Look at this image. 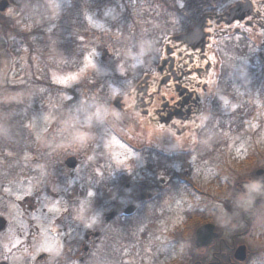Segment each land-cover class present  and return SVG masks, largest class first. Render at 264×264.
Returning a JSON list of instances; mask_svg holds the SVG:
<instances>
[{
	"label": "flooded vegetation",
	"instance_id": "af4514ba",
	"mask_svg": "<svg viewBox=\"0 0 264 264\" xmlns=\"http://www.w3.org/2000/svg\"><path fill=\"white\" fill-rule=\"evenodd\" d=\"M220 1L224 0H216ZM217 3L207 0L206 10L188 9L179 19L181 28L167 33L165 40L160 38L153 65L133 82L117 80L123 88L114 96L120 99L113 106L116 112L122 119L130 116L140 120L147 131H156L161 139L160 147L136 148L143 152L146 174L133 177L131 172L116 173L112 157L103 152L99 140L109 132L128 142L122 130L113 128L124 123L119 124L111 115L89 121L100 133L81 159L76 154H53L50 146L34 149L29 123L35 96L17 106L18 115L11 117L15 137L6 140V146L12 145L13 160H0V186L14 189L0 191V264H137L132 254L141 242L132 241V231L144 228L141 236H145L153 230L162 219L158 216L163 214L166 200L174 198L179 184L185 186L183 193L187 188L200 192L190 175L192 160L206 164L212 149L222 148L233 151L231 156L243 150L255 153L247 159L227 156L224 161L223 175L228 168L231 174H240L231 183L226 177L220 188L225 197L218 221L208 216L205 178L206 201L191 215L204 218L198 226L212 223L216 237L197 247L196 228L188 240L179 239L178 228L176 233L173 229L166 234L170 256L162 261L164 256L159 254L150 258L157 263L144 258L138 264H250L253 257L254 264H264V256H254L250 246L251 220L264 203V115L259 111L260 103L264 104V0ZM237 3L242 4L241 10L236 16H227ZM198 22L202 24L195 34L180 38ZM59 34L64 39L65 34ZM64 46L61 41L50 52L48 69L66 66V60L59 61L67 58L61 57ZM29 78L18 85L19 90H34ZM89 84L90 91L99 87L94 80ZM45 91L46 99H51L49 87ZM228 102L238 105L231 109ZM204 105L207 115H201ZM221 136L230 140L234 136L237 142L223 144ZM1 143L3 139L2 152ZM25 151L32 152L33 158L21 159ZM41 196L60 209L41 213ZM117 208L118 212L107 218ZM142 213L148 214L145 219L140 218ZM83 219L89 224L86 228L82 227ZM50 242L56 243L50 251L35 252L38 245L49 247ZM157 243L153 242L151 253L162 247Z\"/></svg>",
	"mask_w": 264,
	"mask_h": 264
},
{
	"label": "rangeland",
	"instance_id": "374dc122",
	"mask_svg": "<svg viewBox=\"0 0 264 264\" xmlns=\"http://www.w3.org/2000/svg\"><path fill=\"white\" fill-rule=\"evenodd\" d=\"M129 1L9 0L10 4L3 14L6 16H4L5 18L11 19L14 30L9 29L6 35L0 34V139H3L4 143H1V147L4 150L1 152L0 149V160L7 158V160H13L12 145L6 146L8 144L6 140H14L16 133L11 117L18 115V105L26 104L29 98H31V101L34 100L35 96L34 85V90L27 93L19 90L18 85L25 81L26 78H29L31 74L33 75V71L37 69L35 64H39L38 52H42L47 61L50 52L54 51L57 44L61 41L68 44L70 40L75 44V52L72 54H68L67 51L62 52L61 57L67 58L59 59L60 64L64 60L68 64L64 62L66 65L64 67L62 65H52L46 73L42 72L44 79L50 82L51 89L49 87V90L54 94L51 95V99L34 101L35 108L30 113L32 119L29 123L30 131L34 134V149L42 150L50 146L53 154H76L81 156V159H84L89 146L94 143L97 134L100 133L93 128L89 121L92 122L94 117L97 118L96 121H100L104 115L105 117L106 115H111L112 119H115L119 124L124 123V125H115L113 128L117 131L119 129L122 130L128 142H122L119 138L122 136H115L109 132L105 136H101V140H99V144L103 145V152L108 157H112L116 173L131 172L130 174L133 177L146 174L143 164V152L136 150V148L140 147V145H148V148L162 146L159 134L153 130L147 131L143 124L140 123V120H135L130 116H124L122 119L119 116L120 114L114 109L112 101L116 93L123 88L122 83L117 82L119 78L121 80L123 78L131 79L133 82V80L141 76L143 71H147L153 65L152 63L156 61L155 51L158 49L160 38L165 40L167 33L174 32L179 27L181 28L179 19L182 14H173L161 2L155 1L150 5L151 9L147 13L151 14L155 11L156 15H167L166 19L162 20L161 24L152 21L150 26L147 24L149 27L142 22L138 27V33L135 34L132 29H129L128 20L134 14L141 15L140 12L143 9L140 6L141 1ZM208 1L214 2V0ZM233 1L224 0L220 1L219 4L223 6ZM134 3H136L135 6H133ZM215 3H217L216 0ZM172 4L178 8H183L187 5L186 1L183 0H174ZM196 4H190V8L200 11L207 9V0H204L200 5ZM125 5L129 9L126 10ZM145 9H148L147 6ZM38 13H42V15L37 19L36 14ZM69 17H71V24L68 28L64 23ZM40 18L43 19V23ZM140 20L142 21V19ZM145 20L148 19L145 18ZM165 23L171 25L169 30L167 29L168 32H163V24ZM37 24L40 26L37 29L45 30V35L35 36L34 30L36 27L34 25ZM63 31L65 37L61 40L59 33ZM25 35L27 40L21 39ZM156 36L159 39H156ZM72 37L74 38L72 39ZM45 40H48V42H45L42 47H36L38 42H44ZM60 47L63 48L62 45ZM103 48L107 50L108 56L103 53ZM69 56L71 57L69 58ZM74 56L76 61L73 62L71 58ZM98 78H103L104 84L101 88L90 91V81H96ZM99 83L101 82L99 81ZM13 86L18 87L13 88ZM43 92L46 93V91ZM68 100L71 103L65 106V102ZM237 105L238 103L230 104L228 102V107L231 109ZM259 111L260 116L264 115V104L262 102L260 103ZM59 115H65V117H59ZM201 115H207V107L205 105ZM220 138L221 143L230 146L237 142V138L234 136L232 140L225 136ZM195 142L197 143L198 141L195 140ZM165 149L169 150L171 148L166 147ZM227 150L223 148L212 149L210 156H207V166L203 162L192 160L195 163L193 162L192 165L194 166L190 168V175L197 183V189L200 192H193L191 188H187L185 190L186 193H183L185 186L176 183L179 186V191H176L174 198L166 200L165 210L162 209L163 214L158 216V218L161 217L162 219L155 224L153 230L151 229L145 236H141L144 228H137L132 231V241L140 240L139 242H141L136 244L138 248L132 254L133 263L138 264L144 258H146L145 261L151 260L157 263L158 260L150 258L159 256V254L164 256L162 261L166 260L172 253L168 247L170 241L166 234L169 235L173 229L176 233V228H178L179 239H190L186 223L190 216H193L191 215L193 210L200 209L206 201L205 178H207V204H209L210 208L208 216L215 218L217 221L222 218L221 201L225 196L221 194L220 188L225 183L226 177L228 182L231 183L236 179V175L240 174H231L228 168L227 174L223 175L221 170L224 168V161L228 160L227 156H229V159L233 158V156H237L235 159H247L251 154L255 153L243 150L234 152L236 155L231 156L230 152L233 151ZM20 157L27 160L33 158L32 152L27 153L26 151ZM38 184L39 181H37L36 185ZM0 191L9 193L8 191L13 192L14 189L12 186L6 185L2 186V188L0 186ZM41 197L42 200L38 207L41 213H56L60 209L58 204L49 203L48 199ZM147 215L145 213L139 214L141 219H145ZM197 215L200 216L199 214ZM77 216V221L81 222V219ZM228 218L225 217V220H228ZM86 222L87 220L83 219V228L89 226ZM251 223L253 225V239L250 246L252 251H254V256L263 257L264 203L261 204L258 214L253 217ZM153 242H158V246L161 245L162 247L151 253L150 248ZM164 242L165 244L163 245ZM50 243H48L49 247L43 243L38 245L35 248V252L54 248L56 243ZM180 257H182L181 253H179ZM253 258H251L250 264H254ZM181 262L183 261L180 260ZM159 264H162V262H159Z\"/></svg>",
	"mask_w": 264,
	"mask_h": 264
},
{
	"label": "trees",
	"instance_id": "16d2710c",
	"mask_svg": "<svg viewBox=\"0 0 264 264\" xmlns=\"http://www.w3.org/2000/svg\"><path fill=\"white\" fill-rule=\"evenodd\" d=\"M136 1H141L140 6L143 9L140 12L141 15L140 14H134L128 20L129 21V29L130 30L132 29V31L135 34L138 33V27L140 26V23H142V22L146 23V26L149 27L150 23L152 21H156V22L161 24L162 20L166 19L167 15H164V14L156 15L155 11H154L155 13L154 12H152L151 14L147 13L151 9L150 5H152V3L155 2V1L161 2L173 14H182L183 13V9H186L188 6H190V4L197 3L196 5H200L204 0H183V1H186V4H187L183 8H178L176 5H173L172 2L174 0H136ZM189 1H192V2H189ZM129 2H135V0H130ZM135 5H136V3L133 4V6H135ZM146 6H147L148 9H145ZM125 8H126V10L129 9V7L127 5H125ZM41 15H42V13L36 14L37 19ZM145 18H147L148 20H145ZM40 19H41V22L43 23L44 22L43 19L42 18H40ZM140 19H142V21ZM149 20H151V21H149ZM70 22H71V17H69L68 20L65 22V26L69 28V25L71 24ZM12 25H13V22L11 21V19L5 18L4 16L0 15V34L6 35L7 32L9 31V29H12V31H13L14 28L12 27ZM34 26L36 27L35 30H34V33H35L36 37L38 35L39 36H43V35L46 34L45 30L37 29V28H40V26H38V24L34 25ZM73 38L74 37H72V39ZM21 39L27 40L26 35L22 36ZM44 43L45 42L40 41V43L38 42V45H36V47L37 48H39V46L42 47L44 45ZM72 43L73 42L69 40L67 48H66V50H68V54H72L74 52L75 44L74 43L72 44ZM38 57H39L38 58V63H39L38 65H40V66L35 64L37 69L33 71V75L31 76V79L33 80L34 86H35L36 101H38V100L41 101V100H44V98H45V92H43V91L45 89H47L48 87L51 88V85H50V82L46 81L44 79L43 75H42L44 73V71H45V66H44V64H45V56H44V54L42 52H40V53L38 52ZM98 80L102 84L104 83V79L103 78H98L96 80V82L99 83ZM39 89H42V90H39ZM40 92H42V93H40ZM70 103H71V101L68 100L66 106L68 104H70ZM213 220L214 219L212 218L211 221H213ZM203 221H204V218L202 216H198V215L190 216V218L188 219V222L186 223L187 229H189L187 232L190 234V237L192 236L195 227H197Z\"/></svg>",
	"mask_w": 264,
	"mask_h": 264
},
{
	"label": "water",
	"instance_id": "95a60500",
	"mask_svg": "<svg viewBox=\"0 0 264 264\" xmlns=\"http://www.w3.org/2000/svg\"><path fill=\"white\" fill-rule=\"evenodd\" d=\"M7 5H8V1L7 0H0V11H3L7 7ZM241 8H242V4L241 3L235 4L232 8H230L229 13H227V16L228 15H232V16L235 15L236 16V14L241 10ZM201 24H202L201 22H198L191 30L187 31V33L184 34L180 38L183 39V38L192 36L193 34L196 33L197 29L200 28ZM119 100H120L119 98H116L114 100V105L117 106ZM70 159H73V158H70ZM137 200H138V198H137ZM129 210L130 209H128V211ZM117 212H118V208L115 211H113L112 213H110L107 218H111ZM194 237H195V245L197 247L206 246L212 239H214L216 237V233L213 232V224L212 223H206V224L200 225L195 230Z\"/></svg>",
	"mask_w": 264,
	"mask_h": 264
},
{
	"label": "snow or ice",
	"instance_id": "6c2138e0",
	"mask_svg": "<svg viewBox=\"0 0 264 264\" xmlns=\"http://www.w3.org/2000/svg\"><path fill=\"white\" fill-rule=\"evenodd\" d=\"M91 195H92V193L90 192V193H89V196H91ZM50 250H51V249H49V251H50Z\"/></svg>",
	"mask_w": 264,
	"mask_h": 264
}]
</instances>
